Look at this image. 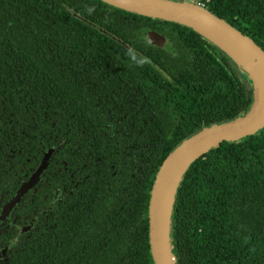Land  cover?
<instances>
[{"label": "trees", "instance_id": "16d2710c", "mask_svg": "<svg viewBox=\"0 0 264 264\" xmlns=\"http://www.w3.org/2000/svg\"><path fill=\"white\" fill-rule=\"evenodd\" d=\"M198 2L264 50V0ZM252 101L237 65L192 29L101 0H0V212L49 155L1 221L0 264H154L161 165ZM172 228L176 264H264V131L191 166Z\"/></svg>", "mask_w": 264, "mask_h": 264}, {"label": "water", "instance_id": "95a60500", "mask_svg": "<svg viewBox=\"0 0 264 264\" xmlns=\"http://www.w3.org/2000/svg\"><path fill=\"white\" fill-rule=\"evenodd\" d=\"M115 8L140 16L176 23L194 30L223 51L251 84L250 109L230 121L204 127L184 140L161 165L149 202V242L154 264H176L173 253L172 223L178 190L191 166L224 142L238 143L264 131V50L205 6L188 0H101ZM105 32V31H104ZM107 33V32H106ZM121 44L123 41L113 37ZM149 42L163 48L165 38L157 31L148 32ZM49 155L17 195L1 211L0 224L32 189L48 165ZM2 219V220H1Z\"/></svg>", "mask_w": 264, "mask_h": 264}, {"label": "flooded vegetation", "instance_id": "af4514ba", "mask_svg": "<svg viewBox=\"0 0 264 264\" xmlns=\"http://www.w3.org/2000/svg\"><path fill=\"white\" fill-rule=\"evenodd\" d=\"M163 37H164V36H163ZM164 38H165V37H164ZM147 39H148V33H147ZM165 40H166V39H165ZM148 41H149V39H148ZM166 43H167V41L165 42V45H166ZM151 44H152V43H151ZM152 45H153V44H152ZM165 45H164V46H165ZM3 223H4V222H3ZM3 223H2V224H3ZM2 224H1V225H2ZM1 225H0V226H1ZM21 229H22V231H23V230L26 231V228L24 229V227H21ZM19 235H20V234L18 233V235H17L16 237H19Z\"/></svg>", "mask_w": 264, "mask_h": 264}, {"label": "built area", "instance_id": "2783aa9c", "mask_svg": "<svg viewBox=\"0 0 264 264\" xmlns=\"http://www.w3.org/2000/svg\"><path fill=\"white\" fill-rule=\"evenodd\" d=\"M194 3H197V4H199V5H202V6H205L203 3H201V2H195V1H193Z\"/></svg>", "mask_w": 264, "mask_h": 264}, {"label": "rangeland", "instance_id": "374dc122", "mask_svg": "<svg viewBox=\"0 0 264 264\" xmlns=\"http://www.w3.org/2000/svg\"><path fill=\"white\" fill-rule=\"evenodd\" d=\"M199 0H195V2H198ZM193 2V1H192ZM1 213V212H0ZM1 215V214H0ZM1 217V216H0ZM2 220V219H1ZM4 219L2 220L3 223ZM18 233H20V231H18Z\"/></svg>", "mask_w": 264, "mask_h": 264}]
</instances>
